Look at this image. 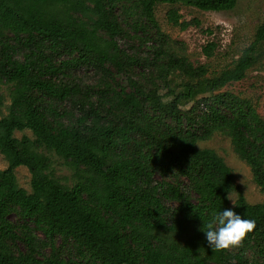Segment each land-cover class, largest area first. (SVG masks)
<instances>
[{
  "label": "trees",
  "instance_id": "trees-1",
  "mask_svg": "<svg viewBox=\"0 0 264 264\" xmlns=\"http://www.w3.org/2000/svg\"><path fill=\"white\" fill-rule=\"evenodd\" d=\"M238 2L0 0V154L8 163L0 168V264H264V203H249L223 157L199 146L215 133L229 137L264 193V118L252 100L222 91L264 67V23L233 67L210 76L173 48L155 17L169 4V24L186 30L200 22L176 5L225 12ZM121 38L153 46L129 55ZM82 67L95 83L77 79ZM40 149L65 161L71 185ZM19 167L30 171L31 191L19 186ZM228 190L239 194L233 206ZM220 208L255 227L238 246L215 251L200 215Z\"/></svg>",
  "mask_w": 264,
  "mask_h": 264
},
{
  "label": "rangeland",
  "instance_id": "rangeland-1",
  "mask_svg": "<svg viewBox=\"0 0 264 264\" xmlns=\"http://www.w3.org/2000/svg\"><path fill=\"white\" fill-rule=\"evenodd\" d=\"M175 7L180 10V14L183 15L185 20L198 19L200 24H194L186 30L174 27L167 20V12L171 6L169 4H158L155 8V17L160 28L177 52L185 54L196 66L206 65L210 76L219 75L222 71L233 67L234 63L242 56L243 51L255 41L257 29L264 23V0H239L235 9L225 12H203L195 7L181 4ZM120 14L122 15V13ZM120 19L122 21L126 20L123 15ZM132 22L131 20L130 23ZM123 26L125 27L126 23H123ZM131 32L130 35L135 36L134 31ZM211 42L216 43V48L210 55H207L203 50ZM118 45L129 55L136 54L140 57L148 55V51L151 50L149 48L153 46L152 42H148L146 46L141 47L138 40L131 38H121ZM138 69L141 72L142 68L138 67ZM76 73L79 81L96 82L97 75L89 72L85 67L80 68ZM222 91H229L242 98L252 100L259 114L264 118L263 66L254 67L248 71L244 80L231 83L224 87ZM2 92L6 97V103L9 104L7 88H2ZM161 93L165 92L162 91ZM166 100L167 102L171 101L169 97ZM24 135L32 137L30 131L15 132L17 138H22ZM199 146L214 149L223 157L232 168L236 184L249 203H264V193L254 182L250 167L235 154L229 137L221 133H215L209 140L200 142ZM40 151L51 159L54 176L64 185H71L73 171L66 165L65 161L46 149H40ZM7 166V161L0 154V168L5 169ZM16 177L20 187L31 191V173L28 168L19 167L16 170ZM232 194L235 203L239 194L238 192ZM230 205L235 204L230 201ZM11 218L15 219L14 215H11ZM38 237L44 239V235L40 232ZM61 242V239L58 238L57 245H60ZM38 250L42 251L45 256H48L51 252L49 247H39Z\"/></svg>",
  "mask_w": 264,
  "mask_h": 264
},
{
  "label": "clouds",
  "instance_id": "clouds-1",
  "mask_svg": "<svg viewBox=\"0 0 264 264\" xmlns=\"http://www.w3.org/2000/svg\"><path fill=\"white\" fill-rule=\"evenodd\" d=\"M227 199L235 204L230 190L227 192ZM200 217L203 224L199 230L204 233L208 245L215 251L238 246L255 227L253 219L242 217L233 208L214 209L207 219L201 215Z\"/></svg>",
  "mask_w": 264,
  "mask_h": 264
}]
</instances>
